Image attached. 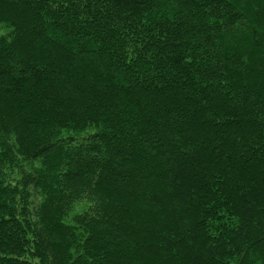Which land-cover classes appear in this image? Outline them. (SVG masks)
<instances>
[{
  "label": "trees",
  "instance_id": "16d2710c",
  "mask_svg": "<svg viewBox=\"0 0 264 264\" xmlns=\"http://www.w3.org/2000/svg\"><path fill=\"white\" fill-rule=\"evenodd\" d=\"M0 264H264V0H0Z\"/></svg>",
  "mask_w": 264,
  "mask_h": 264
}]
</instances>
